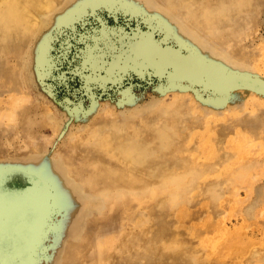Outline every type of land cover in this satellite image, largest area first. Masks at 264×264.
Instances as JSON below:
<instances>
[{
    "label": "rangeland",
    "instance_id": "1",
    "mask_svg": "<svg viewBox=\"0 0 264 264\" xmlns=\"http://www.w3.org/2000/svg\"><path fill=\"white\" fill-rule=\"evenodd\" d=\"M49 11L0 24V255L264 264V0Z\"/></svg>",
    "mask_w": 264,
    "mask_h": 264
},
{
    "label": "bare ground",
    "instance_id": "2",
    "mask_svg": "<svg viewBox=\"0 0 264 264\" xmlns=\"http://www.w3.org/2000/svg\"><path fill=\"white\" fill-rule=\"evenodd\" d=\"M52 8H55V0H0V24H1V28L5 29V30H9V29L16 30L18 27V24H20V25L24 26V28L34 29L40 23V20L38 18V15H39L38 13L49 11L50 9L52 10ZM45 15H47L46 12H45ZM45 15H43V16H45ZM2 185H3V183H2ZM0 190H2V189H0ZM8 195L9 194L7 193V196ZM0 201H6V200L0 195ZM29 204L32 205L33 201H30ZM24 211H26V210H24ZM29 211H31V210H29ZM12 226H14V225H12ZM15 226H16V224H15ZM5 227H6V225H5ZM16 253L17 252H15V254ZM0 264H13V262H11L10 258L7 255H5V256L0 255Z\"/></svg>",
    "mask_w": 264,
    "mask_h": 264
},
{
    "label": "water",
    "instance_id": "3",
    "mask_svg": "<svg viewBox=\"0 0 264 264\" xmlns=\"http://www.w3.org/2000/svg\"><path fill=\"white\" fill-rule=\"evenodd\" d=\"M230 88V87H229ZM235 88H248V89H253L250 86H247V84H244L243 81L239 83L238 86H232L230 89H235ZM254 90V89H253ZM260 92V91H259Z\"/></svg>",
    "mask_w": 264,
    "mask_h": 264
}]
</instances>
